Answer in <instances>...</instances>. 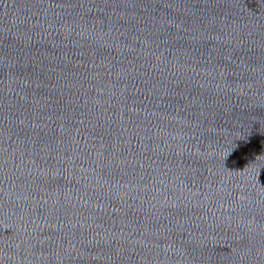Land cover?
<instances>
[{"label":"water","instance_id":"1","mask_svg":"<svg viewBox=\"0 0 264 264\" xmlns=\"http://www.w3.org/2000/svg\"><path fill=\"white\" fill-rule=\"evenodd\" d=\"M0 264H264V58L193 0H0Z\"/></svg>","mask_w":264,"mask_h":264}]
</instances>
